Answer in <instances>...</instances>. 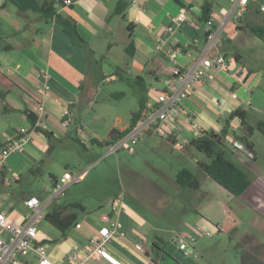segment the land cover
Wrapping results in <instances>:
<instances>
[{"label": "crops", "instance_id": "obj_1", "mask_svg": "<svg viewBox=\"0 0 264 264\" xmlns=\"http://www.w3.org/2000/svg\"><path fill=\"white\" fill-rule=\"evenodd\" d=\"M37 1L41 3L44 0ZM118 2L126 4L122 14L114 12ZM215 4L218 5L217 0H73L68 6L56 4V12L72 17L76 22L78 34L86 41L84 45H77L70 40L53 18H45L33 11H20L15 5L0 0V35L2 36L0 90L6 92L4 99H0V146L16 138L17 131L21 128L28 131L29 141L25 145H30L27 148L24 145L21 151L12 152L7 156L6 163L0 171L1 181L4 180V172L7 169L13 168V178L18 179L14 170L26 164L38 163L40 154L50 156V150L53 147L51 140L62 143L66 139H79L85 148L92 146L91 151L86 152L85 156L88 165L94 161L93 146L96 143L93 139H97V136L94 129L83 122L79 112L84 106L91 104L93 94L91 87L94 77L99 80L104 73L102 65L94 60L96 74L92 76L93 68L91 69L89 56L87 52L80 49V46H86L91 53H94L96 39L102 33L108 37L105 39L108 48L112 44L111 41L115 45H119L118 42L122 41L120 44L124 50L132 41L135 49L133 55H128L131 60L130 67L134 70L139 85L143 84L145 88V104L148 105L155 100V97L151 96V85L149 82L146 83L142 75L146 66L150 63L157 66L155 69H149L148 75L154 81L162 82L160 88L154 87L160 90L163 87L162 79L168 76L167 68L172 64L168 54L166 55L159 47V41L165 40V49L181 48V51L176 53L175 61L182 67H191L192 59L200 53L205 42L203 20H201L202 6L209 8V16L217 27L220 26L221 19L225 15L220 9L214 8ZM181 9H185L187 18L180 24H173V31H167L166 27L173 23L172 17ZM248 12L249 6L243 14ZM114 15H122L126 24L114 23L113 20L116 17ZM237 21L241 22L242 16ZM245 22V24H237L235 30H232L231 26H226L228 35L223 29L222 46L210 51V55H222L231 58L232 62L227 70L206 69L203 80L197 84L183 103L176 130L172 136L166 138L172 140V143L175 142V146L182 147L176 149L187 147L192 137L201 136L204 132L215 134L221 132L222 138H225L227 133H222V127L225 126L227 132L229 131L232 124L230 119L233 118L231 113L237 108L245 110L243 106L252 103L254 89L259 90V101L264 100L263 74L249 68L242 62L241 54L225 44L228 38L229 41L240 32L241 27L252 24V22ZM48 23H50L49 26ZM127 26L131 28L130 31L127 30ZM55 39L58 45H54ZM235 54L239 56V61L234 60ZM166 61H168L167 65ZM163 69L164 74H162ZM159 71L160 74H158ZM41 72H45L48 76L46 79L50 87L48 93L43 91L39 84ZM113 74H109L110 78L114 76ZM37 105H40L41 109L36 108ZM137 105L139 106L138 102ZM25 108L31 110L37 119H42L43 124L31 126L23 112ZM136 110L131 109V113ZM15 114L20 115L17 120L13 118ZM184 114H192L199 124V130L193 127L191 137L182 136L181 124L190 125L185 120ZM130 117L128 120L116 117L110 130L127 129L130 126ZM236 118H233V122L238 124L239 121ZM64 120L67 121L66 124H63ZM223 120L225 122L222 124ZM70 127L74 137L69 130ZM40 129L50 132L51 136L48 138L39 131ZM147 135L152 136L153 133L147 131L145 136ZM65 170H70L72 175L76 176L75 171L67 165ZM63 173L57 176L53 174L56 177L55 180L57 181ZM75 182L65 188L69 196L66 202L55 201L57 197L52 198L48 203L45 202V191L37 194L25 193L17 199H8L6 196L8 201L0 203V211H3L9 220H23L29 213L27 200L31 197L39 198L42 201L44 216L40 221L38 220L39 225L33 239L37 243L44 244L48 257L56 264H69L71 252L88 246L89 240L99 232L100 228L110 227L116 222L121 224L122 235L112 238L105 244V250L112 260L106 257L90 258L83 264L152 263L151 259H142L140 256L138 258L133 254L136 243L145 239L143 232L149 233L143 221L126 208L113 211L111 202L107 207H103L101 203L89 205L87 202H81L78 197L83 198L85 195L83 191L76 193L73 187ZM50 214L56 217H47ZM42 220L55 229L54 235H51L47 227L42 228ZM52 221H55L57 225ZM151 229L155 230L153 227ZM153 237L152 244L153 242L157 244L156 240H160L161 237L157 234ZM156 248L159 250L158 246ZM176 250L179 251L177 248ZM146 252L148 254L147 248ZM179 253L184 256L181 251ZM22 259L23 264H38L37 257L32 252L23 256Z\"/></svg>", "mask_w": 264, "mask_h": 264}, {"label": "rangeland", "instance_id": "obj_2", "mask_svg": "<svg viewBox=\"0 0 264 264\" xmlns=\"http://www.w3.org/2000/svg\"><path fill=\"white\" fill-rule=\"evenodd\" d=\"M217 3L214 8L220 9L223 15L231 9L229 0H217ZM114 16V23L126 24L122 15ZM241 16V22L231 20L226 26L235 30L237 24H245V21L264 24V0H250L249 12ZM225 34L228 35L227 30ZM107 38L103 33L98 35L94 53L86 46H80L89 56L92 76L96 74L94 60L103 68V76L99 80L95 77L93 79L90 106H84L79 112L83 122L94 129L97 140L102 142L109 139L108 132L116 117L128 120L131 109L138 108L140 89L136 74L130 67V57L120 44L122 41L118 42L119 45L111 41L108 48ZM228 39L226 46L240 53L242 62L253 71L262 73L264 79V41L246 29H241L234 38ZM54 45H58L56 39ZM156 67L150 63L142 74L146 83H150L151 96L155 98L157 90L154 87L160 88L162 82L154 81L148 71ZM109 74L114 76L110 78ZM258 94L259 90L254 89L252 103L243 106L246 121L253 126L259 120H264V100L259 101ZM18 116L15 114L13 118L17 120ZM233 118L230 119L232 124L229 131L222 138L221 148L231 161L247 172L250 179L249 187L234 198L228 199L225 191L197 168L198 161H207L203 152L191 145L176 149L182 147L175 146L172 140L153 134L144 135L137 144L111 153H108L107 144H96L93 146L94 161L89 165L85 156L92 146L85 148L80 140L73 138L62 143L51 140L53 147L50 156L40 154L38 159L43 170L41 173L34 172L38 163L26 164L14 170L18 179L13 178V168L4 172V180L0 179V203L21 198L25 193L37 194L41 191H45L46 198L52 193L53 187L49 174L57 176L65 172L67 165L75 171L76 176L80 174L73 187L76 193L83 191L85 196L78 197L81 202L89 205L101 203L107 207L115 196L121 195L125 208L143 221L149 233L144 231L146 240L141 241L145 243L148 254L134 247L133 254L136 257L151 259L154 264H264V133L255 128L251 136L243 138L244 131L239 123L233 122ZM181 127L182 136H192L193 126L181 124ZM71 128L69 130L74 137ZM246 139L251 143L249 148ZM28 146L25 145L26 148ZM183 167L197 176L200 182L198 189L182 187L176 183L174 175ZM66 192L67 189L55 201H68ZM222 204L238 219L236 225L227 231L222 229L225 219ZM41 222L42 228L47 227L51 235L55 234L53 227L46 225L44 220ZM154 234L161 237L156 240L159 250L151 242ZM180 239L186 241L191 250L188 257L179 255L176 250Z\"/></svg>", "mask_w": 264, "mask_h": 264}, {"label": "built area", "instance_id": "obj_3", "mask_svg": "<svg viewBox=\"0 0 264 264\" xmlns=\"http://www.w3.org/2000/svg\"><path fill=\"white\" fill-rule=\"evenodd\" d=\"M55 2V5L68 6L73 0H55ZM229 2L231 3V9L223 16L219 27L214 25L210 16L203 21L205 42L200 53L192 59L191 67H182L175 61L176 53L180 52L181 48L165 49V40L159 41V47L164 50L166 55L168 54L172 63L167 68L168 76L162 79L163 87L156 91L155 100L140 110L138 118L128 130L122 136L107 144L108 153L137 144L147 131H151L160 138L172 136L176 130L177 119L182 113L183 103L197 84L203 80L205 70L209 68H215L216 70L228 69L232 59L222 55H210V51L222 46L224 41L222 31L227 22L229 20H239L243 12L247 11L250 0H229ZM186 18L185 9H181L172 17L173 23L168 25L166 30L173 31V24H180ZM39 76V84L42 90L48 93L50 87L46 81L47 74L41 72ZM36 108L41 109V106L37 105ZM184 115L185 120L196 130H199V124L195 117H192V114ZM66 122L64 120L63 124H66ZM41 124H43L42 119H37L35 127ZM28 141V131L21 128L17 131L16 138L8 140L0 146V171L6 163L7 156L12 152L21 151ZM77 178L78 175L73 176L70 170H65L53 185L52 193L46 197L45 202L48 203L52 198L59 196ZM41 202L37 197L29 198L27 200L29 213L23 220H9L6 214L0 211V264H23V256L31 252L37 257L38 264H56L48 257L44 244L37 243L33 239L37 231V222L44 216ZM111 208L113 211L125 208L121 195H117L111 200ZM121 235V224L119 222L110 227L100 228L99 232L91 237L88 246L71 252L69 264H83L90 258L98 259L100 257L112 260L105 250V244L112 238ZM206 235H209V232H206ZM136 248L142 253L146 252V247L142 242H137ZM177 249L185 257H188L191 253L187 242L182 239L179 240Z\"/></svg>", "mask_w": 264, "mask_h": 264}, {"label": "trees", "instance_id": "obj_4", "mask_svg": "<svg viewBox=\"0 0 264 264\" xmlns=\"http://www.w3.org/2000/svg\"><path fill=\"white\" fill-rule=\"evenodd\" d=\"M4 3H10L15 5L20 11H33L40 13L45 18H53L55 23L58 24L63 32L70 38V40L77 45H84L86 41L78 34L76 28L75 20L70 16H65L56 12L55 9V0H44L43 2H38L37 0H3ZM126 7L125 2H118L114 12L118 14H122L124 8ZM210 14V10L205 5L202 6V15L201 20L205 21ZM241 29H246L254 36L258 37L262 41H264V24L262 23H252L248 24ZM127 30L130 31L131 28L127 26ZM2 36L0 35V40ZM134 46L132 41L124 48V52L127 55H133ZM234 60L239 61L240 58L238 55L233 56ZM118 70V68H117ZM140 84V83H139ZM138 96V109L131 113L130 117V126L135 122V120L139 116L140 110L146 105V95L145 88L143 84L140 85ZM4 91L0 90V99H4L5 96ZM24 114L28 119L31 126L35 127V123L37 120V116L29 109H24ZM231 117H237L239 119V126L244 131L245 136L243 138H247L253 134L254 129H258L264 133V120H259L255 126L250 125L246 121V110L241 108L235 109L231 113ZM129 126V127H130ZM128 127V128H129ZM124 129L119 131L117 129H112L108 133V140L105 142L98 141L97 139H93V141L100 145L102 143L108 144L116 138L122 136L127 130ZM39 131L43 132L48 138L51 136L50 132L40 129ZM222 133L226 134V127H222ZM221 132L215 134L211 132H204L201 136L192 137L188 144L195 147L197 150L203 152L207 161H198L197 168L202 171L206 177H209L213 180L219 187H221L225 193L227 194L228 199L234 198L242 194L250 185V179L247 172L231 161L225 154V151L221 148L223 146ZM79 141V139H76ZM247 148L251 147V143L246 139ZM40 162L36 165L34 172L41 173L43 170L40 166ZM2 171V170H1ZM51 177L52 184H55L56 177L53 174H49ZM175 181L182 187H189L192 189H198L200 187V182L197 176L187 168H181L175 174ZM222 211L225 215V219L223 222V230L227 231L236 225V221L238 219L232 214L231 210L224 204H222ZM47 217L53 218L56 217L54 214H50ZM53 224L57 225L55 221H52ZM230 223L229 225H227ZM227 225V226H226ZM60 226V225H59ZM69 226V224H68ZM67 226V227H68ZM61 227V226H60ZM154 247H157V244L153 242ZM147 254V252H145ZM154 264V262H152Z\"/></svg>", "mask_w": 264, "mask_h": 264}]
</instances>
